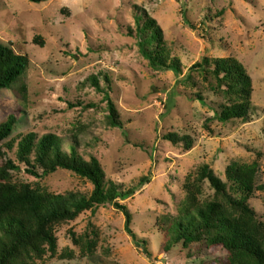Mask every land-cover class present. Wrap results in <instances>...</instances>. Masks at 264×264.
I'll use <instances>...</instances> for the list:
<instances>
[{"label": "rangeland", "instance_id": "1", "mask_svg": "<svg viewBox=\"0 0 264 264\" xmlns=\"http://www.w3.org/2000/svg\"><path fill=\"white\" fill-rule=\"evenodd\" d=\"M137 15L156 20L179 74L153 69L142 55ZM0 42L29 60L26 73L0 90V124L12 113L18 117L0 144L21 167L13 181L51 194L90 197L94 191L89 179L67 169L29 175L17 151L34 133L57 136L65 152L75 146L84 159L98 158L107 184L137 187L120 202L132 214L140 246L121 210L97 204L54 224L56 252L31 264H254L239 239L185 246L170 241L167 227L182 213L186 184L203 165L226 181L232 161H258L257 185H264V0H0ZM204 58L212 66L231 58L244 67L252 81L246 118L218 119L234 97L214 89L211 72L191 71ZM108 97L120 127L109 123ZM146 176L150 182L140 187ZM214 196L204 182L199 201ZM249 205L264 226V188Z\"/></svg>", "mask_w": 264, "mask_h": 264}, {"label": "trees", "instance_id": "2", "mask_svg": "<svg viewBox=\"0 0 264 264\" xmlns=\"http://www.w3.org/2000/svg\"><path fill=\"white\" fill-rule=\"evenodd\" d=\"M29 1L42 3L46 0ZM136 23L140 52L152 68L179 74V64L170 60L163 43L162 29L156 20L137 15ZM214 62L212 66V61L204 58L202 62L195 63L191 71L211 72L217 81L214 89H222L227 96L234 97L231 104L223 108L218 119L228 122L235 118H246L251 107V77L234 59L217 58ZM28 64L26 55L0 42V90L11 88L26 73ZM93 82L100 88L96 78ZM108 99L109 123L120 127L122 123L118 112L110 97ZM17 122V115L12 113L0 124V144L12 135ZM17 155L26 164L25 171L31 176L41 178L58 169H67L89 179L94 191L90 197L74 193L51 194L34 188L28 182H14L12 172L21 171V167L7 157L4 147L0 146V264H31L35 257L55 253L58 243L53 225L72 220L97 204H110L121 210L126 216V231L138 246L142 244L131 227L132 214L120 202L132 197L137 187L125 190L113 182L107 184L98 158L84 159L75 146L71 152H65L57 136L46 134L37 139L34 133L20 140ZM259 170L258 161H232L226 169L225 181L209 165L201 166L196 178L186 184L187 198L182 213L170 219L167 227L170 241L185 246L204 241L208 246H216L239 239L253 263L264 264V226L249 205L255 190L264 188V185H257ZM150 177H143L139 186L149 183ZM206 181L215 191V196L212 200L200 202L198 193ZM230 264L246 263L232 259Z\"/></svg>", "mask_w": 264, "mask_h": 264}]
</instances>
